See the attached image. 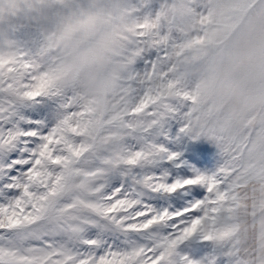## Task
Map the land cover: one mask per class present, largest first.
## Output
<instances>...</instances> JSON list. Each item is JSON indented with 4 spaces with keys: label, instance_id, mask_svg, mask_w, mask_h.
I'll return each mask as SVG.
<instances>
[{
    "label": "snow or ice",
    "instance_id": "obj_1",
    "mask_svg": "<svg viewBox=\"0 0 264 264\" xmlns=\"http://www.w3.org/2000/svg\"><path fill=\"white\" fill-rule=\"evenodd\" d=\"M12 3L0 264H264V0Z\"/></svg>",
    "mask_w": 264,
    "mask_h": 264
},
{
    "label": "rangeland",
    "instance_id": "obj_2",
    "mask_svg": "<svg viewBox=\"0 0 264 264\" xmlns=\"http://www.w3.org/2000/svg\"><path fill=\"white\" fill-rule=\"evenodd\" d=\"M25 3H26L25 0H13V3H12L13 13L11 14V17L13 19L23 18L25 13L21 10L25 7ZM5 8H7L6 4H5ZM0 15H3L5 18L9 17V13H7V11H5L4 13H0ZM203 147L206 152L217 154V150L214 145L208 142H204Z\"/></svg>",
    "mask_w": 264,
    "mask_h": 264
},
{
    "label": "crops",
    "instance_id": "obj_3",
    "mask_svg": "<svg viewBox=\"0 0 264 264\" xmlns=\"http://www.w3.org/2000/svg\"><path fill=\"white\" fill-rule=\"evenodd\" d=\"M26 1V0H25Z\"/></svg>",
    "mask_w": 264,
    "mask_h": 264
}]
</instances>
